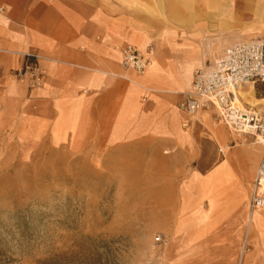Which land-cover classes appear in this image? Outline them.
Masks as SVG:
<instances>
[{"label":"crops","instance_id":"0c3cea01","mask_svg":"<svg viewBox=\"0 0 264 264\" xmlns=\"http://www.w3.org/2000/svg\"><path fill=\"white\" fill-rule=\"evenodd\" d=\"M178 1L185 8L176 12ZM213 1L211 6L209 0H161L160 5L155 0H136L138 5L134 0H0V45L48 59L40 62L43 87L29 92L11 74L25 61L0 53V96L4 107L23 98L19 113L51 123L61 135L95 137L101 145L124 148L133 159L148 146L152 164L157 163L166 147L173 148L175 156L163 159L166 173L198 162L196 168L174 173L190 179L177 229L181 214L194 209L200 214L206 205L198 237L206 234L208 256L234 264L245 257L248 222L249 234L264 226V213L251 215L248 204L264 147L233 130L238 137L231 139L228 127L219 125L209 131L219 152L208 168L196 133L214 121L215 111L192 117L178 105L191 91L197 69H213L238 43L264 40V0H215L214 8ZM218 17L222 22L238 19L229 38L230 29H217ZM149 44L155 59L148 74L125 73L120 48L132 45L143 51ZM251 87L260 100L256 85H248L240 88L237 102L264 110L241 96Z\"/></svg>","mask_w":264,"mask_h":264},{"label":"rangeland","instance_id":"374dc122","mask_svg":"<svg viewBox=\"0 0 264 264\" xmlns=\"http://www.w3.org/2000/svg\"><path fill=\"white\" fill-rule=\"evenodd\" d=\"M223 20L215 23L230 29L229 38L238 19ZM256 87L264 100V85ZM22 99L4 107L0 96V264H229L208 256L206 234L198 237L206 205L200 214L195 209L181 214L177 229L190 179L174 173L198 162L166 173L163 159L175 156L173 148L166 147L157 163L148 146L133 159L124 148L101 145L95 137L61 135L51 123L32 121L21 113ZM204 124L196 133L197 148L210 168L219 147L209 131L224 124L216 118ZM226 129L231 139L242 135ZM252 188L251 183L250 196ZM249 226L245 257L234 264H264V226L251 234Z\"/></svg>","mask_w":264,"mask_h":264},{"label":"built area","instance_id":"2783aa9c","mask_svg":"<svg viewBox=\"0 0 264 264\" xmlns=\"http://www.w3.org/2000/svg\"><path fill=\"white\" fill-rule=\"evenodd\" d=\"M119 52L123 71L141 77L145 75L155 55L152 45L143 51L127 45L120 48ZM0 53L20 57L25 61L21 69L14 71L15 78L31 90L43 87L44 73L40 62L48 59L7 51L1 45ZM257 84L264 85V40L238 43L225 52L213 69L195 71L192 89L183 95L178 107L192 117L200 111L213 110L218 123L229 129L258 134L264 139V112L251 110L247 105L241 110L234 105L240 87ZM249 210L251 215L264 212V152L253 183ZM157 242H162V238L158 237Z\"/></svg>","mask_w":264,"mask_h":264},{"label":"bare ground","instance_id":"6f19581e","mask_svg":"<svg viewBox=\"0 0 264 264\" xmlns=\"http://www.w3.org/2000/svg\"><path fill=\"white\" fill-rule=\"evenodd\" d=\"M212 0H209V3L211 2ZM207 2V1H206ZM251 3L253 4V2L251 1ZM208 4V3H207ZM213 8L214 7H216L215 5H216V2H215V0L213 1ZM209 5H211L212 6V4L210 3ZM177 7H178V9H176V10H174V11H182V9L183 8H185V6H184V4H182L181 2H179L178 1V3H177ZM176 7V8H177ZM148 47V46H147ZM146 47V48H147ZM154 59H155V55L152 57V59H151V64H150V66L148 67V69H147V71H146V73H145V75L144 76H146L147 74H148V72L152 69V67H153V63H154ZM245 86H248V85H245ZM249 86H253V85H249ZM243 87V86H242ZM241 88V87H240ZM146 90H148V89H146ZM239 91H240V89H239ZM239 91L237 92V99H236V101H235V106L236 107H238L239 109H245V107L243 106H241L240 104H239V102H237V101H240V96H239ZM241 93V92H240ZM241 96L244 98V99H251V102H253L252 104H253V106H255V105H259L260 107L262 106H264V101H260V100H257L256 99V97H255V91H254V89L251 87L250 88V91L248 92V93H241ZM250 103V102H249ZM251 110H254V109H251ZM258 112H264V110H257ZM231 130H233L234 132H236V133H240V134H242V135H252V136H254L255 137V139H256V141L257 142H259V143H264V139L260 136V135H258V134H255V133H250V132H247V131H244V130H238V129H235V128H231ZM167 197V196H166ZM168 200V198L166 199V201ZM260 213H264V212H255L254 214H260ZM253 214V215H254Z\"/></svg>","mask_w":264,"mask_h":264},{"label":"trees","instance_id":"16d2710c","mask_svg":"<svg viewBox=\"0 0 264 264\" xmlns=\"http://www.w3.org/2000/svg\"><path fill=\"white\" fill-rule=\"evenodd\" d=\"M258 88L256 87V90H257Z\"/></svg>","mask_w":264,"mask_h":264}]
</instances>
